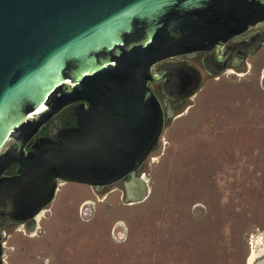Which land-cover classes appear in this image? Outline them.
<instances>
[{
    "label": "water",
    "instance_id": "1",
    "mask_svg": "<svg viewBox=\"0 0 264 264\" xmlns=\"http://www.w3.org/2000/svg\"><path fill=\"white\" fill-rule=\"evenodd\" d=\"M253 29L230 55L264 47V0H0V217L34 219L61 182L102 188L128 177L127 200H144L137 173L175 114L172 101L203 85L191 58L213 51L203 66L220 75L223 46ZM74 103L78 125L31 143ZM12 164L17 172L5 175ZM3 236L0 225V264Z\"/></svg>",
    "mask_w": 264,
    "mask_h": 264
},
{
    "label": "rangeland",
    "instance_id": "2",
    "mask_svg": "<svg viewBox=\"0 0 264 264\" xmlns=\"http://www.w3.org/2000/svg\"><path fill=\"white\" fill-rule=\"evenodd\" d=\"M192 62L203 85L140 169L148 196L61 183L36 227H3L4 264H264V47L217 76Z\"/></svg>",
    "mask_w": 264,
    "mask_h": 264
},
{
    "label": "flooded vegetation",
    "instance_id": "3",
    "mask_svg": "<svg viewBox=\"0 0 264 264\" xmlns=\"http://www.w3.org/2000/svg\"><path fill=\"white\" fill-rule=\"evenodd\" d=\"M261 29V28H259ZM258 29H253L245 34H243L242 36H240L239 38H234L231 41H229L228 43H226L221 51V54L224 56V58H226L225 61H227V66H226V71L229 69V67H233L235 69L240 68L241 66H243L244 64H246L247 59L246 57H242L239 53H234L233 55L229 54V51L232 50L233 47H235V44L238 43L239 41H243V40H247L249 39V35L251 32H255ZM212 53H214L213 51H202V52H198L193 58H191V61L196 60L197 63H199V65L202 67L203 71L207 74V76H215V75H211L208 74L206 72V70L204 69L203 66V59L206 56L211 55ZM235 57L239 58L236 59ZM175 59H187V55H182L180 57H177ZM225 71V72H226ZM203 73V72H202ZM203 80H204V75H203ZM152 88L154 89V91L157 93V95L159 96V98L161 99V101H163L162 97H163V93H162V89H161V82L159 83H152ZM160 91V93H159ZM185 100V99H184ZM184 100H173L172 101V105L176 111V107L178 105V103H181ZM77 103L71 104L69 106H67L66 108L62 109L58 114H56L55 116H53L40 130L39 132L32 138L31 143H33L35 141V139L38 136H52L53 138H56L57 136V131L65 126H76L78 125L76 119H75V115H74V109ZM164 109L165 112L167 114L168 111V107L166 105H164ZM15 144V141L13 140L12 143L8 146H12ZM31 148V144H29L27 146V149L29 150ZM18 169V164H12L10 167L7 168V170H5L4 174L8 175L10 173H16ZM137 175H140V170L138 171ZM128 177L123 178L122 180L116 182H123L124 183V187H125V181L127 180ZM61 183H65V182H61ZM60 183V184H61ZM59 184V186H60ZM115 184V183H114ZM103 188V187H102ZM102 188H98V189H102ZM59 189V188H58ZM125 195H126V188H125ZM56 197V195H55ZM55 199V198H54ZM54 201V200H53ZM52 201V202H53ZM51 202V203H52ZM49 206V205H48ZM47 206V207H48ZM46 207V208H47ZM44 210V209H43ZM39 216V215H38ZM37 216V217H38ZM37 217H35L34 219L28 220V221H20V220H15L12 218H8V217H4L1 216L0 217V225L3 229V227L5 226H9V225H18L20 223H28L30 225V227H36V222L35 220L37 219ZM4 230V229H3ZM6 236V231L4 230V236L3 238Z\"/></svg>",
    "mask_w": 264,
    "mask_h": 264
}]
</instances>
